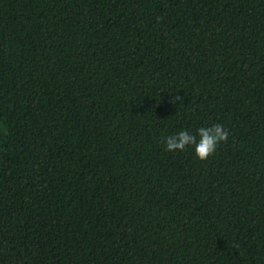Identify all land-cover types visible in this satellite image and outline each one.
<instances>
[{
    "label": "trees",
    "instance_id": "obj_1",
    "mask_svg": "<svg viewBox=\"0 0 264 264\" xmlns=\"http://www.w3.org/2000/svg\"><path fill=\"white\" fill-rule=\"evenodd\" d=\"M0 264H264V0H0Z\"/></svg>",
    "mask_w": 264,
    "mask_h": 264
},
{
    "label": "clouds",
    "instance_id": "obj_2",
    "mask_svg": "<svg viewBox=\"0 0 264 264\" xmlns=\"http://www.w3.org/2000/svg\"><path fill=\"white\" fill-rule=\"evenodd\" d=\"M181 100L177 96L173 102ZM197 136L199 139H197ZM229 138L228 130L221 124H214L208 127H200L197 134L193 135L187 130H181L176 134L169 135L165 139L166 150L170 152L184 151L187 147H194L195 155L205 161L213 156L218 146Z\"/></svg>",
    "mask_w": 264,
    "mask_h": 264
}]
</instances>
